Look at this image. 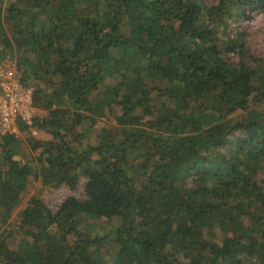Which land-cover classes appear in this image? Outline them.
Instances as JSON below:
<instances>
[{"label": "trees", "instance_id": "1", "mask_svg": "<svg viewBox=\"0 0 264 264\" xmlns=\"http://www.w3.org/2000/svg\"><path fill=\"white\" fill-rule=\"evenodd\" d=\"M27 1L23 22L0 0V44L14 53L6 16L20 79L59 80L33 87L47 115L21 130L51 137L28 138L31 161L0 136V224L30 175L52 190L20 211L14 244L0 236V264H264V106L248 105L264 103V59L240 27L220 34L264 0ZM83 217L116 222L89 236Z\"/></svg>", "mask_w": 264, "mask_h": 264}, {"label": "rangeland", "instance_id": "2", "mask_svg": "<svg viewBox=\"0 0 264 264\" xmlns=\"http://www.w3.org/2000/svg\"><path fill=\"white\" fill-rule=\"evenodd\" d=\"M207 5H216L220 0H203ZM16 3L18 8H28L23 15L22 21L25 22L29 19V15L31 14L30 10L31 5H29L27 0H3V15L7 13V8L10 4ZM83 5V4H82ZM84 6V5H83ZM2 24L4 28V33L7 38H11V43L13 46L14 55H20V51L16 47V42L14 40V36L16 35L17 25L14 24L13 20L6 18V16L2 19ZM228 26L225 29H221L220 34L223 35H232L236 30V27H240L241 30L245 32V42L249 53L255 57H259L264 59V11L259 9L247 8L244 11L243 17L239 20V22H234L232 19L227 20ZM224 57L230 63H237L238 57L233 53H225ZM264 69V68H263ZM51 79V80H50ZM59 80V76H41L40 79H33L29 82L33 87H40L46 93L52 89L55 81ZM196 101L192 100L191 104H195ZM249 108H258L262 109L264 103L257 102L254 98H250L249 100ZM37 117L43 118L47 115V109L42 107H37ZM232 116H235L233 114ZM115 122L114 118L111 115L101 117L95 123L96 127L104 126V125H112ZM93 133H91L89 137V142H93ZM33 137L36 140H47L50 139L51 135L48 133L46 129H33V130H21L20 135L17 137L16 142L14 144L16 156L21 157L26 160H30L35 157L38 153V150H32L31 146L28 143V138ZM85 142V139H82ZM31 166L33 170H37L39 165L36 161L31 162ZM257 179L264 184V169H262L258 175ZM52 190L51 185H42L38 179L34 177V175H30L27 181V185L25 190L19 195V202L13 208L10 216L7 219V222L3 225L0 224V236L5 238L6 242L9 244H14L16 239L18 238V220L20 211L29 203V201L38 197L41 198ZM116 220H104V219H93V218H84L80 221L79 227L83 232H86L89 236H94L97 234H101L106 228L110 227L114 224ZM207 227H204L206 230ZM215 239H219L222 236V230L217 226H212L211 230ZM108 264H112L111 261Z\"/></svg>", "mask_w": 264, "mask_h": 264}, {"label": "built area", "instance_id": "3", "mask_svg": "<svg viewBox=\"0 0 264 264\" xmlns=\"http://www.w3.org/2000/svg\"><path fill=\"white\" fill-rule=\"evenodd\" d=\"M33 90L20 79L16 56L0 44V136L18 137L22 125H32L38 112Z\"/></svg>", "mask_w": 264, "mask_h": 264}]
</instances>
